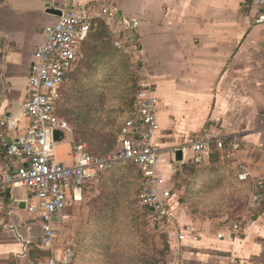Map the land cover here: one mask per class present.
I'll list each match as a JSON object with an SVG mask.
<instances>
[{
    "label": "crops",
    "instance_id": "crops-1",
    "mask_svg": "<svg viewBox=\"0 0 264 264\" xmlns=\"http://www.w3.org/2000/svg\"><path fill=\"white\" fill-rule=\"evenodd\" d=\"M63 3L111 8L79 43L70 72L82 53L94 52L93 35L101 23L105 29L100 32L111 41L101 50L142 55L149 66L141 68L148 71L142 82L151 83L159 98L150 143L160 148L156 170L172 189L173 225L162 231L176 251L174 263L264 264V200L252 204L256 193L264 194V22L252 23L257 14L252 0H0V118L7 122L0 127V165L8 162L7 143L30 126L22 103L33 51L43 39L42 29L56 21L49 9ZM132 21L136 27L128 28ZM202 136L224 139L223 148L212 145L197 153L190 142ZM234 138L237 146L231 150ZM73 142L71 134L55 142L57 161L74 163ZM122 164L133 165L117 164L87 179L76 192L72 187L67 191L68 206L64 217L55 219L49 244L43 241L41 220L27 209L36 204L32 192L20 184L0 187V264H48L68 249L74 252L71 264H97L100 236L89 233L98 185L101 176ZM133 166L139 192L140 170ZM238 166L247 173L245 180L237 178ZM217 187H228V199L244 198L243 207H190L186 197ZM178 194L185 202L179 203ZM234 223L241 226L236 233Z\"/></svg>",
    "mask_w": 264,
    "mask_h": 264
},
{
    "label": "built area",
    "instance_id": "built-area-1",
    "mask_svg": "<svg viewBox=\"0 0 264 264\" xmlns=\"http://www.w3.org/2000/svg\"><path fill=\"white\" fill-rule=\"evenodd\" d=\"M257 14L252 23L264 22V0H252ZM56 21L42 29L43 39L33 51V61L28 71L27 97L22 103V112L28 117L30 126L22 137L6 145L8 162L0 165V187L21 186L32 192L36 204H29L30 213L42 222L45 244L52 242L56 218L64 217L68 206L67 191L72 187L76 192L87 179H93L105 170L120 163H131L140 170V184L137 199L151 214L155 228L170 230L173 215L169 198L171 187L156 170L160 148L150 143L157 129L156 112L159 98L149 82H142L135 97L134 108L127 114L119 133L118 149L101 155L91 154L84 143L73 142L74 163L68 165L57 161L53 154L54 132L71 134L68 121L56 111L58 90L74 65L78 45L85 40L95 19L111 12L108 6H74L67 3L58 8ZM136 22L128 23V28ZM148 77V71H141ZM0 118V127L6 126ZM236 139L229 141L231 150L237 146ZM214 145L224 146V139L202 136L190 142L197 153H206ZM20 162L15 163L11 159ZM237 178L245 180L247 173L238 166ZM264 200L262 192L252 197L253 206ZM233 232L241 230L238 223L232 224ZM74 252L68 249L62 259L51 258L48 264H71Z\"/></svg>",
    "mask_w": 264,
    "mask_h": 264
},
{
    "label": "rangeland",
    "instance_id": "rangeland-1",
    "mask_svg": "<svg viewBox=\"0 0 264 264\" xmlns=\"http://www.w3.org/2000/svg\"><path fill=\"white\" fill-rule=\"evenodd\" d=\"M100 30L93 35L94 52L79 56L58 90L56 103L57 114L68 121L74 142L108 154L118 149L119 129L142 84L141 68L149 66L142 55L101 50L111 41ZM138 179L137 168L130 164L101 176L97 208L92 223L88 222L92 226L89 234L100 236L95 242L97 264H175L176 251L169 246L166 232L153 226L148 209L137 200ZM227 191L228 187H217L186 198L195 210L243 207L245 199H228ZM177 197L179 203L185 202V196Z\"/></svg>",
    "mask_w": 264,
    "mask_h": 264
},
{
    "label": "water",
    "instance_id": "water-1",
    "mask_svg": "<svg viewBox=\"0 0 264 264\" xmlns=\"http://www.w3.org/2000/svg\"><path fill=\"white\" fill-rule=\"evenodd\" d=\"M49 10H50V12H53V13H55L56 15H59V14H60V11L57 10V9H49ZM63 137H64V134H63L62 131H60V130H56V131L54 132V140H55V141H60ZM176 159H177V160H180V159H181V152H180L179 150L176 152Z\"/></svg>",
    "mask_w": 264,
    "mask_h": 264
}]
</instances>
